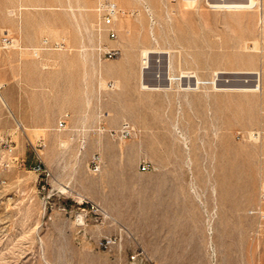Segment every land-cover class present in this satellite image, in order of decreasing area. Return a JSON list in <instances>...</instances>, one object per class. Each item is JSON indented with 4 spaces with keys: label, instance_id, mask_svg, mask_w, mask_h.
I'll return each mask as SVG.
<instances>
[{
    "label": "rangeland",
    "instance_id": "obj_1",
    "mask_svg": "<svg viewBox=\"0 0 264 264\" xmlns=\"http://www.w3.org/2000/svg\"><path fill=\"white\" fill-rule=\"evenodd\" d=\"M109 1L0 0V264H264L262 3Z\"/></svg>",
    "mask_w": 264,
    "mask_h": 264
},
{
    "label": "bare ground",
    "instance_id": "obj_2",
    "mask_svg": "<svg viewBox=\"0 0 264 264\" xmlns=\"http://www.w3.org/2000/svg\"><path fill=\"white\" fill-rule=\"evenodd\" d=\"M198 1L199 0H182V6H184L186 8L195 7L197 5ZM138 2H143L146 11L149 14L152 13L151 8L149 7V5H147L145 3L144 0H120V4H118V6H117V11H116V13L113 16L114 25L117 26V28L119 30V34H120L119 38L116 40V45L118 47H120L122 49V51L124 52V58L125 59L129 57V55H130L129 54L130 53L129 50L133 47V43L136 42V41L142 42L144 39H148V33L149 34L151 33V29L150 28L147 29L145 32H143L142 31V27H139V28H137L134 31V28H133L134 27V23H132V20L130 19V16H129L128 13L129 12H132L133 13L135 11V9H134V7H135L134 6V3H138ZM205 2H206V4L209 7L214 8L215 10H222V11L229 12V14H230V12L237 14V13H239L238 11H240V10H247V9H251V8L253 9V7L260 8L259 5L261 3L263 5V9H264V0H205ZM116 5H117V3H116ZM242 14H243V17L246 14H251V17L253 15L252 12H247V13H242ZM230 16H232V14ZM238 16H239V14H238ZM140 17H141V13H140ZM140 17H139V19H140ZM240 17L242 18V16H239V18ZM263 17H264V14H263ZM239 18H238V20H239ZM233 19H234V17H233ZM235 23H238L239 24L240 22L238 21V22H235ZM238 24H237V26H238ZM251 24H252V22H251ZM239 25L241 26V24H239ZM245 25L247 26V24H245ZM251 26H253V25H251ZM232 27H234V26H232ZM239 28H242V27H239ZM251 28L252 27H250V29ZM228 29H229V27H228ZM233 31L235 32V30H233ZM251 32H252V30H251ZM250 34L252 35V33H250ZM256 44H257V42L255 41L254 42V45H252V46H256ZM153 51L154 50L152 49L151 46H146V45L141 46V48L139 50V59H140L139 60L140 61V63H139V82H140L141 87L143 86V88H147L148 87L147 85H145V82L142 79L143 69L147 66L148 59H149V54L151 52H153ZM34 53L35 54H38L37 50H35ZM251 72H253V71H251ZM180 75H184V71H182V74H180ZM168 79H169V81H170L171 84H172L173 80H176V78L173 77V74L170 73V71L168 73ZM199 83H200V80H199V77H197L196 84L198 85ZM259 87H260V82H258L257 84H253L252 86H241V87L234 86V88H231V87L230 88L232 90H236V91L242 92L243 93L242 96H253L254 97L253 92H255L257 89H259ZM186 88H188V87H186ZM225 90L228 91L229 89H227V87H226ZM249 92H251V93H249ZM249 94H251V95H249ZM57 138H58V140L60 142L65 143V144L68 141L67 139L61 138L60 135H58V133H57ZM262 186L264 188V183H263Z\"/></svg>",
    "mask_w": 264,
    "mask_h": 264
},
{
    "label": "built area",
    "instance_id": "obj_3",
    "mask_svg": "<svg viewBox=\"0 0 264 264\" xmlns=\"http://www.w3.org/2000/svg\"><path fill=\"white\" fill-rule=\"evenodd\" d=\"M106 13L103 14V23L106 25L112 24L113 16L117 11V5L116 3L112 0H110L107 5L105 6ZM115 32L113 30H109V36L110 37H115ZM4 42H8L7 39L4 40ZM116 52V49H109L106 51V55L108 57H112ZM59 126L62 127L64 124V120L59 121ZM131 132V126L128 123H123L120 127L119 134L122 136L126 137L130 134ZM9 147V146H8ZM142 169H146L147 165L142 164L141 166Z\"/></svg>",
    "mask_w": 264,
    "mask_h": 264
}]
</instances>
